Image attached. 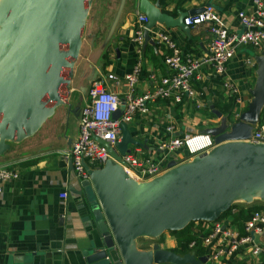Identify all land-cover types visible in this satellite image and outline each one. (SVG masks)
I'll return each instance as SVG.
<instances>
[{
    "label": "water",
    "instance_id": "1",
    "mask_svg": "<svg viewBox=\"0 0 264 264\" xmlns=\"http://www.w3.org/2000/svg\"><path fill=\"white\" fill-rule=\"evenodd\" d=\"M95 0H0V153L11 142L32 134L59 105H67L73 65L78 56L85 20ZM119 0L108 38L121 15ZM145 15L142 44H154L149 31L156 25L179 27L187 13L176 17L161 11L159 0H137ZM189 15L191 13H188ZM255 81L245 109L229 121L213 111L215 126L203 133L212 147L185 162L167 161L165 170L147 181L130 177L116 163L133 140L124 122L118 142L106 146L109 159L89 168L76 193L95 201L99 216L96 235L80 250L83 264H201L206 257L178 254L158 243L137 245L139 237H158L190 221H212L237 200H264V143L248 141L264 105V52L255 59ZM123 101L111 114L118 119Z\"/></svg>",
    "mask_w": 264,
    "mask_h": 264
},
{
    "label": "crops",
    "instance_id": "2",
    "mask_svg": "<svg viewBox=\"0 0 264 264\" xmlns=\"http://www.w3.org/2000/svg\"><path fill=\"white\" fill-rule=\"evenodd\" d=\"M99 2L94 3L97 4L94 5L95 10ZM136 4L137 0H125L118 22L108 38L106 36L114 14L108 24L99 28L102 35H91L85 40L82 34L79 53L73 65L67 105L57 106L34 134L19 142L8 143V148L0 153V165H11L18 171L17 178L2 184L0 264L84 263L80 250L88 245L90 237L96 235L99 212L92 204L95 201L85 200L76 193L84 178L75 176L65 153L78 134V117L87 99L90 82L101 80L109 87L110 81L105 80L107 74L121 79L130 72L134 63L139 62L135 92L144 91L152 83L149 75L156 81L167 73L162 62L163 46L154 40L159 31H166L187 57H199L205 52L210 34L206 25L200 24L188 26L187 31L179 27L156 25L149 31L154 44L141 43L140 53H137L138 47L133 41ZM159 4L161 11L172 17L180 12L195 14L203 5L210 4L228 29L235 32L241 31L237 13L252 12L251 0H159ZM112 9L113 2H110L106 15ZM98 15V12L94 13L95 19ZM263 52L264 44L260 49L249 45L239 46L226 62L224 78L237 87L240 103H234L233 98L225 94L221 78L209 66L202 65L198 72L199 78L191 81L196 99H184L177 104L169 99L157 100L150 104L146 115L131 116L125 124L130 137L139 145L128 146V151L139 150L143 157L151 155L158 158L157 145L165 139L202 132L207 127L215 126L218 119L213 111L221 113L218 108L224 104H231L232 116L234 113L239 114L250 101L249 91L255 81V59ZM113 91L122 101L125 89L118 86ZM167 125L172 126L169 132L165 131ZM261 125H264V120ZM185 158L184 150L177 149L166 156L162 166L165 170L167 161L181 163L186 161ZM87 165L89 168L94 166ZM61 192L66 193L64 199L59 197ZM258 205V209L264 210L263 204ZM233 207L217 220L225 227L242 233L243 220L247 216L239 218L236 215L239 209L250 206ZM194 222H199L198 227L201 226L202 221ZM160 235L163 240L158 243L159 246L172 250L176 243L175 237L163 235V232ZM258 237L254 238L255 242L263 239L262 235ZM213 243L216 244L215 240ZM196 247L201 248V245ZM189 248L195 249V246ZM205 249L202 247L200 254H195L193 249L189 252L198 257L204 255ZM263 259L264 252L253 255L244 244L230 254H222L213 262L205 260L201 264H258Z\"/></svg>",
    "mask_w": 264,
    "mask_h": 264
},
{
    "label": "built area",
    "instance_id": "3",
    "mask_svg": "<svg viewBox=\"0 0 264 264\" xmlns=\"http://www.w3.org/2000/svg\"><path fill=\"white\" fill-rule=\"evenodd\" d=\"M252 12H238V23L241 31H230L217 14L212 5L205 4L192 15L183 18L187 26L205 24L210 34V40L205 52L199 57H187L183 55L177 44L166 31L155 34V41L163 46L162 62L167 73L158 80H153L151 85L140 93L135 92V84L140 72L139 62L131 67L130 72L124 74L121 79L111 74L105 76L110 81L106 87L101 80L90 82L87 99L80 109L78 117V134L72 141L66 158L71 163L75 176L86 178L83 164L101 165L108 160L109 154L106 146L113 147L119 140V123H127L133 115H146L151 103L157 100L169 99L172 103H180L187 99L193 101L197 98L196 92L191 87V81L197 79L202 65H207L215 75L221 78V86L234 103H240L237 87L224 78L225 65L232 57L234 50L243 45H249L254 49H260L264 44V0H251ZM135 28L133 41L139 47L143 42L142 31L146 23L145 15L135 12ZM118 86L125 89L123 94V112L118 119H112L111 114L117 109L120 99L113 91ZM233 114V113H232ZM238 113H234L233 118ZM172 126L167 125L165 131H171ZM251 143H264V125L254 127L248 139ZM212 138L203 132H193L181 137L168 138L157 145L159 157L151 155L143 157L139 150L127 152L116 161L122 169L137 181H147L158 176L164 171L163 160L168 154L177 149H183L186 160L209 150L212 147ZM18 177V171L11 165H0V195L2 184L7 180ZM60 198H65L66 193L61 192ZM199 228L192 231L196 234V240L189 241L188 247H194L196 242L206 248L204 256L210 262L218 259L222 254H230L232 251L246 244L251 254L257 255L264 252V210L253 209L247 213L243 220V232L225 227L221 221H202ZM263 236L259 242L254 238ZM258 237V238H259ZM215 240L216 244L213 243ZM210 245H212L210 247ZM156 264H173L162 262ZM258 264H264V259Z\"/></svg>",
    "mask_w": 264,
    "mask_h": 264
},
{
    "label": "rangeland",
    "instance_id": "4",
    "mask_svg": "<svg viewBox=\"0 0 264 264\" xmlns=\"http://www.w3.org/2000/svg\"><path fill=\"white\" fill-rule=\"evenodd\" d=\"M97 1L98 0H95L91 4V6L89 8V11H88V14H87V17H86V20H85V28H84V31H83V36H84L85 40L91 35L92 36L96 35V34L102 35L100 30H99V28L102 27L105 24H108V21L111 20L112 15L114 14L115 8H116V6L118 4V0H99L100 1L99 2L100 5H99L98 9L95 10L94 7L97 4L95 5L94 3L97 2ZM110 2H113V9L110 10V14L106 15L107 5ZM95 12H98L100 14V15H98V18H96V19H95L96 16L94 17V13ZM103 16L106 17V19ZM90 22H91V25L89 26ZM206 115L210 116L211 114H206ZM228 120L229 121H233V118L229 117ZM233 204H234L233 208L235 209V208H238V207H241V206H253V205H256V204H263L264 205V202L259 201L258 199H253L249 203H245L243 201L240 202V200H237V201H234ZM198 225H199V222H194L193 221L192 224L190 225L191 230L194 227L199 228ZM163 235L171 236L172 234L168 230H165V231H163ZM162 240H163V236L161 237V235H159L158 237H155V238H153V237H139L137 239V245H138V247H141V248H149L153 243H160Z\"/></svg>",
    "mask_w": 264,
    "mask_h": 264
},
{
    "label": "trees",
    "instance_id": "5",
    "mask_svg": "<svg viewBox=\"0 0 264 264\" xmlns=\"http://www.w3.org/2000/svg\"><path fill=\"white\" fill-rule=\"evenodd\" d=\"M219 111L226 115L228 118L229 117H232V114H231V104H224L222 107L218 108ZM262 120H264V105H263V108L261 110V113H260V116H259V119H258V123H257V127L261 126V122ZM99 166V165H97ZM93 167H96L95 165ZM234 206V204L232 203L230 205V207L223 211L220 216H223V215H226L230 209ZM259 205L256 204V205H253V206H250V207H247L246 209H239L238 212H237V215L239 218L242 217V218H245V216H247V213L253 209H257ZM246 214H245V213ZM193 221H190L188 222L183 228L181 229H177V230H169V232L175 237V247L172 248L173 251L175 252H178L180 254L182 253H185V252H188L189 250L193 249L194 250V253L195 254H200L201 251H202V247H196L198 246V243L196 242L195 244V249L194 248H189L188 247V243L189 241L193 240V239H197L196 238V234L191 230L190 228V225L192 224Z\"/></svg>",
    "mask_w": 264,
    "mask_h": 264
},
{
    "label": "bare ground",
    "instance_id": "6",
    "mask_svg": "<svg viewBox=\"0 0 264 264\" xmlns=\"http://www.w3.org/2000/svg\"><path fill=\"white\" fill-rule=\"evenodd\" d=\"M241 202V201H240Z\"/></svg>",
    "mask_w": 264,
    "mask_h": 264
}]
</instances>
